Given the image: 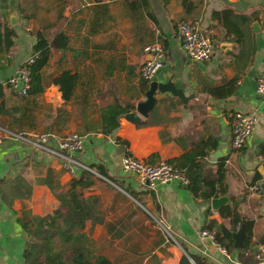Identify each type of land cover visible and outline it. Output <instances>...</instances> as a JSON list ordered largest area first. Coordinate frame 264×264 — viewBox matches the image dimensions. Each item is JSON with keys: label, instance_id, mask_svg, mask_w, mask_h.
<instances>
[{"label": "crops", "instance_id": "obj_1", "mask_svg": "<svg viewBox=\"0 0 264 264\" xmlns=\"http://www.w3.org/2000/svg\"><path fill=\"white\" fill-rule=\"evenodd\" d=\"M42 5L54 7L55 15L50 22L39 18V28L32 31L38 12L46 10ZM25 10L28 17L23 16ZM187 20H196L213 43L206 61L189 60L181 50L175 24ZM0 22L13 30L12 46L7 52L0 51V125L55 137L76 130L84 136V147L75 157L94 171L104 172L110 180L101 178L108 185L138 201L168 237L159 240L146 257L126 261L104 252L109 239L119 238L121 233H112L110 222L102 218L89 235L95 255L114 264H179L181 255L191 264L189 255L213 264H264V183L256 194L247 189L264 179V100L254 91L255 77L264 71V0H0ZM36 31L47 41L62 32L66 47H49L47 62L40 70L43 90L35 97V104L27 105L33 119L16 125L21 111L14 109L16 93L5 81L32 53ZM154 41L161 44L163 59L153 80H170L189 98L181 102L169 93L155 92L153 107L146 117H140L145 125L137 127L122 115L118 127L102 135L98 110L112 100L109 85L124 103L134 106L144 99L147 86L140 85L136 68L147 57L143 46ZM62 70L76 73L74 94L79 95L81 89L87 92L88 119L96 128L84 131L76 104L61 100L51 79ZM216 90L222 94H215ZM236 111L255 116L251 133L239 150L231 149L229 143V120ZM207 140L213 144L195 160L204 172H212L224 160L226 204L252 222L247 250L233 247L226 251L213 238L201 235V231L213 234L203 228L207 220L227 225V219L218 214L226 204L214 211L209 199L193 196L176 182L157 184L149 190L134 175L121 171L120 159L125 154L150 163L163 159L175 165L182 154L199 151ZM47 171L58 189H67L72 176L60 169L57 159L38 155L21 143L0 145V179L21 175L31 184L27 198H12L7 203L0 196V264H25L22 221L49 214L56 207L49 188L36 182ZM97 184H101L98 178L88 193L97 195ZM243 256H255L258 261H245Z\"/></svg>", "mask_w": 264, "mask_h": 264}, {"label": "trees", "instance_id": "obj_2", "mask_svg": "<svg viewBox=\"0 0 264 264\" xmlns=\"http://www.w3.org/2000/svg\"><path fill=\"white\" fill-rule=\"evenodd\" d=\"M26 12V10H25ZM28 17V13L23 14ZM13 30L0 22V51H8L12 46ZM50 38V37H49ZM34 43L32 53L36 57L29 65V88L25 95L16 93V102L14 109L20 110V116L15 118L14 123L20 125L30 123L33 114L28 108V104H35V97L43 90L40 70L46 64L48 59V49L55 46L57 49L66 47V36L62 32H57L53 38L47 41L46 37L39 31L34 33ZM110 75V74H108ZM53 85L57 87L60 98L63 103L71 100L76 104L75 111L79 116L84 131L91 130L93 127L88 119V109L90 104L87 101V92L81 89L79 95L74 94L77 82L76 73L69 70H62L51 79ZM147 82L140 79L142 87L147 86ZM107 91L112 97L110 103L99 107L98 129L102 135L110 134L118 127V117L133 109L132 103H124L118 97V92L113 86H108ZM15 93V92H14ZM217 95L222 91L216 90ZM1 95V91H0ZM60 111V109H59ZM151 113H153L151 111ZM140 127L146 124L145 120H139L134 123ZM10 128V127H9ZM12 129V128H11ZM18 132H25L13 129ZM47 133V132H44ZM213 142L207 140L201 145L199 151H191L182 154L178 160L179 163L172 165L173 168L181 170L187 178L184 187L193 196L198 195L203 201L212 197L223 195L227 192L224 174V160L217 163L212 172H204L200 164L195 160L202 157L205 149ZM97 173L110 180L104 173ZM49 171L42 178L36 179L37 183L46 185L52 193L57 204L51 213L37 216L32 215L25 221H22L26 241L23 249V260L25 264H114L102 255H95L91 246L90 232L95 224L102 223L103 215L99 206L98 196L88 193V189L93 184L95 175L87 170H77L69 179L68 187L65 190L58 189L48 178ZM113 188L112 186H110ZM31 184L25 182L21 175L14 176L11 179H0V196L5 202L12 198H27L30 195ZM218 214L227 219V225L215 223L214 220H207L204 229L213 231V241L226 251L232 249L233 240L231 234L244 224L245 235L241 250H247L250 247V229L251 220L245 218L233 205L226 204L218 210ZM87 224V229L84 226ZM107 230L110 224L106 223ZM242 254V253H241ZM193 264H213L203 258L190 256ZM242 260L257 262L258 258L249 259L246 256ZM179 264H191L186 256L181 255Z\"/></svg>", "mask_w": 264, "mask_h": 264}, {"label": "built area", "instance_id": "obj_3", "mask_svg": "<svg viewBox=\"0 0 264 264\" xmlns=\"http://www.w3.org/2000/svg\"><path fill=\"white\" fill-rule=\"evenodd\" d=\"M175 33L181 50L189 60L202 62L209 59L213 43L209 36L201 31L196 20L178 21L175 24ZM142 51L147 57L137 66L136 72L139 79L149 83L161 66L163 49L159 42L154 41L144 45ZM35 57L36 53L26 56L5 81V84L19 95H25L29 88L28 67ZM254 91L260 99L264 100V71L255 77ZM254 122L253 113L233 112L229 120L231 149L239 150L243 147ZM6 142L21 143L38 155L42 154L57 159L60 169L68 173L69 176H73L77 170L83 169L101 177L75 157L84 147V136L77 132H68L60 137H55L51 133L18 132L5 125H0V145ZM120 168L123 173L134 175L139 184L149 190H154L157 184L165 182H176L181 186L187 183L184 173L173 168L169 162L163 159L150 163L133 155L125 154L120 159ZM263 183L264 179H258L247 187L248 192L253 194L260 192ZM201 235L213 238L211 232L201 231Z\"/></svg>", "mask_w": 264, "mask_h": 264}, {"label": "rangeland", "instance_id": "obj_4", "mask_svg": "<svg viewBox=\"0 0 264 264\" xmlns=\"http://www.w3.org/2000/svg\"><path fill=\"white\" fill-rule=\"evenodd\" d=\"M44 9L46 10L38 12L32 31L39 28V18L40 20L44 18L46 22H50L54 17V7L47 9L44 6ZM51 66L49 65V70ZM73 131L76 132V130ZM96 178L101 182L100 185L97 184L95 190L98 191L97 196L103 219L110 222L112 233H121L119 238L109 239L110 245L104 251L105 253L112 256H122L126 261H131L132 258L135 260V256L146 257L149 255L150 249L159 240H163V237L168 238L138 201L118 189H110L111 184L108 185L109 183L101 177L96 176ZM98 251L100 252V250Z\"/></svg>", "mask_w": 264, "mask_h": 264}, {"label": "water", "instance_id": "obj_5", "mask_svg": "<svg viewBox=\"0 0 264 264\" xmlns=\"http://www.w3.org/2000/svg\"><path fill=\"white\" fill-rule=\"evenodd\" d=\"M252 27H255V25L252 24ZM155 92L169 93L171 96L177 97L181 102H185L189 98V96H185L182 90L176 87L170 80L163 82L151 80L144 92V99L136 102L133 106V110L124 113L123 118L135 123L140 120V117H146L155 102ZM227 200L228 196L225 194L212 197L209 199V206L212 210L216 211L219 207L226 204ZM244 235V224L241 223L240 226L231 234L233 246L235 248H240L242 246Z\"/></svg>", "mask_w": 264, "mask_h": 264}]
</instances>
